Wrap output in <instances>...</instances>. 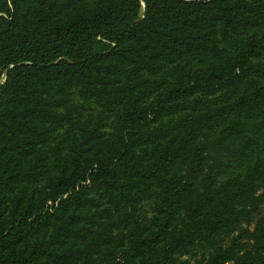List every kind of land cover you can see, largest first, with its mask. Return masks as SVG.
Listing matches in <instances>:
<instances>
[{"label": "trees", "instance_id": "1", "mask_svg": "<svg viewBox=\"0 0 264 264\" xmlns=\"http://www.w3.org/2000/svg\"><path fill=\"white\" fill-rule=\"evenodd\" d=\"M0 264H264V0H0Z\"/></svg>", "mask_w": 264, "mask_h": 264}, {"label": "rangeland", "instance_id": "2", "mask_svg": "<svg viewBox=\"0 0 264 264\" xmlns=\"http://www.w3.org/2000/svg\"><path fill=\"white\" fill-rule=\"evenodd\" d=\"M257 217H258V214L256 215V214H253L252 216H251V220H252V222H254V220H256L257 219ZM249 228V229H251L252 228V223L249 225V226H246L245 224H241L240 225V228ZM236 233H232L231 235H228V236H221L220 237V239H221V243L222 244H227L228 243V241H229V239H230V237L231 236H233V235H235Z\"/></svg>", "mask_w": 264, "mask_h": 264}]
</instances>
